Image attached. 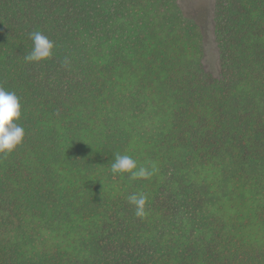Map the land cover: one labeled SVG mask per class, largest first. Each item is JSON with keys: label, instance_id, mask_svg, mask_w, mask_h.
<instances>
[{"label": "trees", "instance_id": "1", "mask_svg": "<svg viewBox=\"0 0 264 264\" xmlns=\"http://www.w3.org/2000/svg\"><path fill=\"white\" fill-rule=\"evenodd\" d=\"M214 20L219 77L177 0H0L24 129L0 154V264H264V0ZM33 32L50 58L25 59Z\"/></svg>", "mask_w": 264, "mask_h": 264}, {"label": "clouds", "instance_id": "2", "mask_svg": "<svg viewBox=\"0 0 264 264\" xmlns=\"http://www.w3.org/2000/svg\"><path fill=\"white\" fill-rule=\"evenodd\" d=\"M33 41L32 51L25 57L28 61H42L53 55L54 42L40 32L30 34ZM21 106L18 97L0 87V154L12 152L23 140L24 129L15 121L21 117ZM113 174H129L131 179H148L153 173L146 167H138L137 162L128 155L116 154L111 164ZM129 203L135 206V215L143 218L146 215L145 195L133 194L128 197Z\"/></svg>", "mask_w": 264, "mask_h": 264}, {"label": "rangeland", "instance_id": "3", "mask_svg": "<svg viewBox=\"0 0 264 264\" xmlns=\"http://www.w3.org/2000/svg\"><path fill=\"white\" fill-rule=\"evenodd\" d=\"M186 17L195 21L202 33V66L215 77L220 75V53L215 35V0H177Z\"/></svg>", "mask_w": 264, "mask_h": 264}]
</instances>
